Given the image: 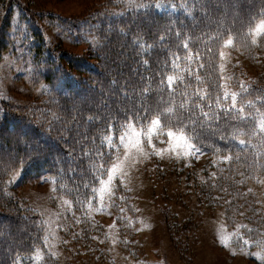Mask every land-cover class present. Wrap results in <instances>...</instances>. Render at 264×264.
Returning <instances> with one entry per match:
<instances>
[{"label":"trees","instance_id":"1","mask_svg":"<svg viewBox=\"0 0 264 264\" xmlns=\"http://www.w3.org/2000/svg\"><path fill=\"white\" fill-rule=\"evenodd\" d=\"M156 1L98 0L86 16L68 17L37 16L24 0H0V62L14 18L30 17L24 41L34 85H43L20 111L0 99V190L21 170L46 174L74 200L88 199L115 157L108 138L159 115L163 128L183 125L197 149L225 161L204 167L200 194L224 210L231 228L248 226L256 250L264 246V207L249 184L264 180V67L254 65L259 76L245 89L232 85L240 101L231 107L223 96L220 50L228 37L249 38L264 20V0H163L177 12H158ZM47 29L56 30L54 42ZM62 37L77 41L78 52L64 48ZM0 199V264H30L45 231L38 217L3 194ZM43 264L59 262L47 257Z\"/></svg>","mask_w":264,"mask_h":264},{"label":"rangeland","instance_id":"2","mask_svg":"<svg viewBox=\"0 0 264 264\" xmlns=\"http://www.w3.org/2000/svg\"><path fill=\"white\" fill-rule=\"evenodd\" d=\"M24 1L37 16L53 11L61 16L84 17L98 6V0ZM154 5L158 12L178 10L174 3L163 0ZM30 22V17L22 21L14 18L13 37L0 62V99L16 111L25 109L43 92V85H34L32 55L29 43L24 41ZM261 22L264 20L256 23L248 39L228 37L221 46L223 96L231 107L232 94H236L235 107L240 101L232 85L238 83L245 89L259 76L254 65L264 67V35L255 33ZM47 31L46 39L54 42L56 30ZM229 39L232 44L226 46ZM61 40L64 48L78 52L77 41ZM236 67L240 70L237 80L233 78ZM169 129L163 128L165 133ZM142 130L137 128L138 132ZM119 136L109 137L115 150L110 168L120 165L108 185L110 192L101 193L99 181L88 199L74 200L46 174L26 176L19 170L9 175L7 188L0 190L3 197L38 217L45 231L30 264H43L47 257L59 264H264V259L258 258L264 257V246L251 249L248 226L238 223L231 228L224 210L205 203L200 194L206 177L204 167L216 166L223 159L200 150L184 155L183 144L174 152L166 134L154 136L151 144L140 137L143 152L121 147ZM109 174L106 172L102 180L107 182ZM249 186L264 207V180L257 179ZM19 233H26L24 227ZM219 236L225 237L227 247Z\"/></svg>","mask_w":264,"mask_h":264},{"label":"snow or ice","instance_id":"3","mask_svg":"<svg viewBox=\"0 0 264 264\" xmlns=\"http://www.w3.org/2000/svg\"><path fill=\"white\" fill-rule=\"evenodd\" d=\"M255 33L257 36L264 35V22H261L260 24H258L256 26ZM253 43H256V41L253 40ZM231 44H232V41L229 39L227 41L226 46H231ZM173 83H174V77H169L168 78L169 86H171ZM224 95H225V98H227L229 94L227 92H225ZM201 99H203V97H201ZM232 100H233V106L235 107L236 94H232ZM217 103H218V101H217ZM181 107H183V105H181ZM235 110L238 112L243 111V109H235ZM166 111L171 112L172 109L168 108V109H166ZM205 115H207V114H205ZM137 127H142L143 130L138 132ZM164 127H168V125L165 124ZM125 129H126V131L124 132V134L120 135L118 137V139L120 141V146L123 148H127L129 150H131L132 148H136L137 151L143 152L142 147H140V144L142 143V140L140 139V137L147 139L149 144H151V140L154 136L166 134L169 137V140L173 142V144L171 146L172 151L175 152V149L177 147H180L181 144H183L185 149H186L184 152V155H189V154H192L193 152L199 151V149H197L195 147V145L192 143V136L190 134L189 135L185 134L183 125H177L175 127V131H173L172 129H169L165 133L163 128L161 127V121H160L159 115H157V117L155 119L148 121L147 124L144 126H138V125H133V124L129 123V124L125 125ZM261 129L264 130V123H262ZM108 139H109V143L111 144V138H108ZM241 143H243V141H241ZM168 150L169 149H165L164 151H168ZM157 154H159V153H157ZM176 154L179 155V153H176ZM229 159H230V157H229ZM101 167L103 168V166H101ZM119 167H120V165L116 164L112 168L105 170L106 172H108L110 174L108 175L107 182H105L102 179L100 180V183L102 185V187L100 189L101 193H103L104 191L110 192L108 185L111 183L112 179L114 178L113 174L116 173V171ZM103 174L104 173L102 172L101 175H103ZM218 238L221 239L222 242H225V237L219 236ZM225 246L226 247L228 246V244L226 242H225ZM258 258L264 259V257H258Z\"/></svg>","mask_w":264,"mask_h":264}]
</instances>
